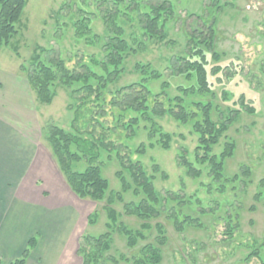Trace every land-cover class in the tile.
<instances>
[{"label": "rangeland", "instance_id": "374dc122", "mask_svg": "<svg viewBox=\"0 0 264 264\" xmlns=\"http://www.w3.org/2000/svg\"><path fill=\"white\" fill-rule=\"evenodd\" d=\"M159 1L163 0H27L19 25L20 34L14 42L21 57L16 55L11 46L0 49V71H3L0 78L8 76L7 73L16 75L28 93L24 101L17 95L14 98H5V95L0 97V123L5 122L10 128L29 136L39 151L32 165L29 182L26 180L17 193L29 197L26 200H38L42 193H51L56 195V200L64 194L60 197L65 201H76L81 221L78 226V245L72 258L77 260V264L82 263L78 248L84 231L95 236L107 231L108 220L103 209L105 201L81 199L72 192L58 169L43 133L52 124L70 129L74 112V109H69L73 102L69 95L70 89L59 84L53 102L42 104L29 88L20 66L29 59L36 45L60 53L70 68H74L80 58L88 62L92 55L103 58L102 45L91 44L88 37L76 36L74 23L89 16L92 33L104 36L103 17L118 10L117 23L124 29L132 51L120 66V77L107 85L101 99L98 101L92 96L89 100L101 113L97 115L99 123L93 124L99 132H106L108 139L122 145L119 152L126 154L132 150L131 158L134 161L140 160L148 173L154 176L155 185L163 197L178 196L180 200L186 201V205L181 206V218L188 214L201 223L200 226L186 224L179 231L174 217L177 214L174 212L180 204L176 200H164L162 216L150 221L152 229L146 231L148 238L142 244L155 239V224L160 222L164 224L168 237L162 264H262L259 256H253L248 263L244 258L261 246L264 256V188L260 184L264 179V0H170L175 5V11L166 15L165 27L169 34L166 41L169 43L149 37L140 22V13L149 12V6L161 3ZM213 16L217 19L214 49L221 54L217 62L209 54L208 73L214 95L206 98L198 92L185 94L184 102L189 106L194 101H212L216 106L213 112L216 121L225 119L228 109H241L244 102L255 107L253 114L246 110L241 112L213 150L220 154L227 141L235 143L234 155L225 160L224 178L232 180L242 172V165H248L252 169V182L246 184L245 176L242 175L238 180L230 182L224 178L217 180L210 172L209 163L197 161L199 136L194 132L192 123L185 124L169 114L148 122L142 120L141 112L129 109L120 117L121 111L111 104L119 89L143 82L144 77L148 78L147 85L152 94H157L165 101L182 95L179 87L196 85V78L191 81L186 75L178 74L173 62L175 57H180L186 51L192 31L202 29L203 22ZM216 65H220L222 71L215 76L211 70ZM82 103L83 100L78 98L75 105ZM148 104L151 112L153 101ZM98 105L106 109L104 115ZM132 117H138L140 123L135 134L130 136L128 129L123 126L118 129L117 126L120 122L127 123ZM167 134L170 135V141L169 148L165 149L163 144L168 141ZM139 150L143 152L139 153ZM182 155L187 156L201 170L200 177L187 175L185 168L179 164ZM102 164L103 174L109 181L107 195L121 193L115 198L114 207L123 215L124 204L137 202L141 196L135 193L133 185L124 189L117 171L126 172L114 152L111 159L105 154ZM49 165L59 170L60 175L56 177V171ZM44 166L48 167L46 175H43ZM259 192L263 196L256 199ZM9 193L14 194V189ZM252 207L255 209L251 210ZM92 213H96L97 218L95 223L90 224L88 216ZM170 214L173 218H170ZM123 220L129 228L140 229L142 222L137 217L124 215ZM71 223L70 220L66 225ZM229 226L232 227V235L226 234ZM112 247L109 255L118 262L109 260L107 264H132L121 258V254L132 257L136 253L128 247L123 234H113ZM51 253L48 252L47 258Z\"/></svg>", "mask_w": 264, "mask_h": 264}, {"label": "trees", "instance_id": "16d2710c", "mask_svg": "<svg viewBox=\"0 0 264 264\" xmlns=\"http://www.w3.org/2000/svg\"><path fill=\"white\" fill-rule=\"evenodd\" d=\"M161 3L151 4L149 12L140 13V22L142 29L149 36L158 40V42H167L169 37L165 27L167 21L166 15L175 11V5L170 0L159 1ZM214 2H218L214 1ZM217 5H219L217 3ZM27 6V0H0V49L11 46L18 57H21L19 48L14 45L20 34V22ZM219 6L218 10L221 9ZM83 14V13H82ZM118 10L103 17L105 23V35L99 36L92 33V27L89 16L80 18L74 23L76 36L88 37L91 44H99L103 58L92 55L90 62L80 58L74 68L67 66V61L60 53L56 54L53 49H46L41 45H36L32 55L24 61L20 69L29 83L30 89L35 94L36 99L42 104H51L56 96V87L61 84L70 89L69 109L73 112V118L70 122V129L60 125L52 124L43 130L48 144L51 148L52 156L56 161L58 169L64 176L67 185L72 192L81 199H90L95 202L105 201L103 209L107 215V231L95 236L84 232L81 236L78 248V254L82 259L81 264H107L109 260L118 262L109 254L112 250L113 234L119 232L127 239V245L131 251H136L132 257L121 254V258L132 262V264H162L164 258V247L167 244L168 237L164 224L158 222L155 224L156 237L153 241H147L146 231L152 229L150 221L162 216L163 201L170 202L176 200L179 208L174 213L175 225L179 231L185 228V225H201L198 219L185 214L181 218L182 205L186 201L178 196L163 197L155 185L154 176L150 175L140 160L134 161L132 150L126 154L119 152L122 145H118L114 140L108 139L106 132L101 133L96 129L93 122H98L97 115L101 114L89 101L92 96L100 100L102 92L111 82H115L121 73L120 66L125 57L132 51L124 29L117 23ZM216 16L203 22L202 29L193 30L190 34L187 49L180 57H175L173 65L178 74L186 75L188 80L196 78V85L190 87H179L182 95L169 98L168 101L160 99L157 94H152L147 85V77L143 82L133 83L118 90L117 95L113 97L112 106L121 111L120 117L124 116L125 110L141 112L142 120L152 122L155 117H163L166 114L171 115L176 120L185 124L192 123L193 130L199 136V146L197 147V161L203 164L209 163L211 174L217 180L224 178L225 160L234 155L236 145L232 141H227L223 151L220 154L213 152L214 147L220 144V141L229 130L231 124L235 122L238 116L246 110L253 114L255 107L244 102L241 109H228V116L220 121L213 118V112L216 106L212 101H194L187 106L184 102L185 94L198 92L202 97H211L214 92L209 81L208 68L210 64L209 54L213 61H218L221 54L215 47L217 37ZM92 33V34H91ZM88 42V43H89ZM222 71L220 65L212 68L211 74L218 75ZM151 70L150 76H152ZM149 74L148 71H145ZM78 94H81L78 95ZM80 98L84 103L75 105ZM151 112H149L150 105ZM98 108L103 112L106 109L101 105ZM103 108V109H102ZM141 118V117H140ZM141 121V120H140ZM139 118L132 117L127 123L120 122V126L128 129L133 136L136 127L139 125ZM151 129L153 127L151 126ZM119 133V131H118ZM153 134H151V137ZM168 141L163 144L165 149L169 148L170 135L167 134ZM127 146V145H126ZM115 153L123 170H118L117 174L123 182L124 189L133 185L134 191L140 195V199L129 201L124 204V213L120 214L114 207V201L120 192L107 195L109 190V181L103 174L102 158L108 154L111 159L112 153ZM139 153L143 150H139ZM83 164V165H82ZM179 164L185 168L188 176L198 178L202 172L196 168L187 156L182 155ZM82 165L78 168L77 166ZM240 174L233 177L232 180H238L242 175L245 176L244 184L252 182V169L248 165H242ZM225 181L230 182L227 177ZM264 188V179L260 181ZM224 186V184H221ZM221 189V188H220ZM262 192H259L255 198L261 199ZM190 202V201H189ZM252 207L251 210H254ZM203 213H206L202 210ZM137 217L142 223L140 229L129 228L124 224L123 216ZM173 218L172 215H169ZM97 214L89 215V223L96 222ZM236 227V226H235ZM227 235H232V227L229 226ZM38 239L32 237L20 257L12 260L9 264H27L32 250L37 245ZM262 246L253 249L245 258L249 262L253 256L262 258ZM0 264L1 261H0Z\"/></svg>", "mask_w": 264, "mask_h": 264}, {"label": "crops", "instance_id": "0c3cea01", "mask_svg": "<svg viewBox=\"0 0 264 264\" xmlns=\"http://www.w3.org/2000/svg\"><path fill=\"white\" fill-rule=\"evenodd\" d=\"M7 75L0 78V97L14 98L17 95L24 101L25 95H28L24 84L16 75ZM0 127L1 263L9 264L20 257L29 240L36 236L38 242L27 264H77V260L72 258L78 245L81 221L76 201H65L60 197L64 194L59 195L57 200L56 195L51 193H42L38 200H26L29 197L18 195L19 188L30 179L38 146L32 144L29 136L10 128L7 123L1 122ZM48 167L56 171L57 177L59 170L52 165ZM48 167L44 166L43 175L48 172ZM13 189L14 194L9 193ZM70 220L72 223L67 226ZM49 251L53 253L47 258Z\"/></svg>", "mask_w": 264, "mask_h": 264}]
</instances>
